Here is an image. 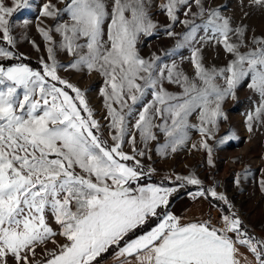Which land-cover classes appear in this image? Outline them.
Wrapping results in <instances>:
<instances>
[{
    "label": "snow or ice",
    "instance_id": "1",
    "mask_svg": "<svg viewBox=\"0 0 264 264\" xmlns=\"http://www.w3.org/2000/svg\"><path fill=\"white\" fill-rule=\"evenodd\" d=\"M58 3L63 7L46 0L36 18L51 63L41 59L42 71L23 63L0 67V264H94L111 248L117 250V264H264V239L248 234L225 194L214 187L205 189L194 174L176 175L175 181L181 182L177 187L140 185L138 181L155 169L145 173L137 159L150 151L157 132L165 142L157 144L156 151L167 156L184 146L189 129L196 128L201 140L192 148L205 150L208 164L213 165V149L207 141L227 119L224 101L235 99L245 81L260 97L247 116L251 132L252 121L264 117V36L253 34L249 39L246 25L233 27L231 18L222 15L226 6L205 8L203 0H165L159 5L170 21L165 34L177 39L164 55L189 48L190 77L175 61L164 64L155 53L149 59L140 55L141 36H151L157 29L146 0ZM250 4L264 7V0ZM10 5L0 0V40L13 46L12 18L32 3L10 0ZM182 8L185 19L180 20L177 13ZM63 15L68 20L60 23ZM44 19L57 21L54 29L41 27ZM177 23L186 31L176 33ZM201 30L205 35L197 38ZM53 31L61 36L60 50L73 58L65 66L56 62ZM209 42L221 45L231 56L224 66L205 67L200 53ZM3 58L20 57L0 47ZM60 67L104 78L100 95L111 145L102 138V126L85 92L61 78ZM165 82L180 90L169 92ZM194 113L197 125L189 123ZM137 134L143 148L137 147ZM229 139L235 137L223 136L219 143ZM125 143L131 154L123 151ZM259 183L264 192V179ZM187 185L200 186L190 193L193 199L221 201L227 214L213 224L210 218L182 222L171 212H161L178 187ZM49 214L59 231L49 225ZM154 217L158 220L154 227L129 238ZM57 236L64 242L58 243ZM49 243L54 247L48 248ZM37 248H41L39 258Z\"/></svg>",
    "mask_w": 264,
    "mask_h": 264
},
{
    "label": "rangeland",
    "instance_id": "2",
    "mask_svg": "<svg viewBox=\"0 0 264 264\" xmlns=\"http://www.w3.org/2000/svg\"><path fill=\"white\" fill-rule=\"evenodd\" d=\"M45 2L46 0H31V8L14 14L12 18L14 24L12 35L15 44L13 46L0 40L4 44L0 45V47L12 51L16 57H28L40 64V71H42L41 59L51 63V61H48L46 42L36 30L38 22L36 18L39 16L40 6ZM52 2L58 8L63 7V5L58 3V0H52ZM106 2L110 4L111 0H106ZM164 2L165 0H146L149 14L153 22L157 24V29L151 36H141V40L137 45L139 53L145 59L151 58L155 53V55L161 57V61L164 64H171L175 61L179 70L191 77L193 69L190 60L191 50L189 48L179 49L174 56L164 55L166 51L174 48L177 39L168 37L165 34V26L170 21L159 7ZM6 3L11 6L10 0H6ZM203 3L205 8L226 6L223 7L222 15L231 18L233 27L246 25L247 37L249 39L253 34L264 36V7L251 5L250 0H203ZM184 10L182 8L177 13L180 20L185 19ZM192 11H196L194 4ZM25 19H28L30 23L24 25L23 21ZM67 20V15L59 18L60 23ZM196 22L201 23L199 19ZM56 23L57 21L52 19H44L41 27L54 29ZM173 30L176 33L186 31L184 26L179 23L174 25ZM51 35L56 44L54 49L56 62L61 66H65L73 58L68 56L65 51L60 50L58 45L61 41V36L55 31ZM204 35L205 33L201 30L198 32L197 38ZM33 42L35 47L33 46ZM232 42H236L235 36L232 37ZM194 46L201 47L199 44ZM37 48L39 51H37ZM241 51H246V49L242 48ZM200 55L203 57L205 67L208 68L213 66L222 67L227 63L228 59H231V56H228L224 52L223 47L215 44V42L203 45ZM3 60L15 61L17 59H0V61ZM58 75L85 92L86 100L89 107L93 110L94 118L102 126V138L107 140L109 145H111L112 141L109 136V129L107 128L108 121L104 119L107 112L104 107L103 97L100 95V88L103 87L104 78L99 73L93 72L92 74H88L87 72L66 70L64 67L58 69ZM164 86L169 92L175 93L180 90L175 84L165 82ZM69 94L74 95L71 92ZM146 99L150 100L151 96H147ZM259 103V95L247 88V81L242 82V85L238 87L235 99L229 97L224 101L223 111L227 119L220 121L219 128L214 133V138L207 141L213 149V165L211 166L208 164V154L205 150L192 148V144L199 145L201 140V135L196 128L189 129V139L184 146L177 152L169 153L167 156H161L156 151V145L165 142L163 134L157 132L158 139L149 143L150 151L147 155L137 157L141 161L145 173L148 172L149 168L155 169V171L150 175L142 177L138 181V184L145 185L151 183L165 187H177L181 182L175 181L176 175L187 176L194 174L202 181L205 189L214 187L218 193H223L228 197L229 201L234 205V211L243 221V225L249 235L255 236L258 239H264V192H261L259 183L261 179H264V117L252 121L251 132L248 131L246 125L248 114L254 112ZM155 122L159 123L158 120ZM189 123L192 125L199 124L196 113L189 117ZM226 135L234 136L235 139H229L223 144L219 143L220 138ZM136 140L137 147L143 148L138 134L136 135ZM123 151L131 154L132 148L129 144L125 143ZM149 156L151 157L150 159L148 158ZM128 163L131 165L134 164V161H129ZM237 180H239V183H237ZM136 186V184L132 185L133 188ZM199 187L196 185L178 187V190L169 198L170 204L168 208L166 210L161 209L160 211L171 212L176 208H183L193 199L190 193H195L199 190ZM207 200L212 206L203 199L198 200L195 203L193 214L183 217L182 222L206 219L209 213L214 214L215 219L219 220L222 214H227V206L221 201L217 204L213 202L215 200L211 197H208ZM208 205L213 207V210L206 212ZM48 223L54 230L59 231L50 214L48 216ZM56 239L61 241H58V243L64 242L62 237L57 236ZM47 246L48 248L54 247L51 243ZM116 251V249H113L103 260L99 261L100 257H98L97 262H94V264H117ZM40 252L41 248H37L38 258Z\"/></svg>",
    "mask_w": 264,
    "mask_h": 264
},
{
    "label": "trees",
    "instance_id": "3",
    "mask_svg": "<svg viewBox=\"0 0 264 264\" xmlns=\"http://www.w3.org/2000/svg\"><path fill=\"white\" fill-rule=\"evenodd\" d=\"M0 45H4L2 41H0ZM17 57H20V58L15 60V61L14 60H3V61H0V67L7 68V67H10V66H14L16 64H19V63H23V64L28 65L33 70H36V71H40L41 70L40 64H38L36 61H34V60H32V59H30L28 57H24V56H17ZM68 91L71 92V90H69V89H68ZM213 202L217 203V204L220 203L217 200H215ZM157 222H158L157 218H155V217L152 218L142 228L138 229L135 233L130 234L129 238H135V236H138L139 234H142L143 232H146V231L150 230V228L154 227ZM113 249H115V248H111L105 254H102L101 257L98 260L99 261L103 260L104 257H106L108 254H110L111 251H113Z\"/></svg>",
    "mask_w": 264,
    "mask_h": 264
},
{
    "label": "crops",
    "instance_id": "4",
    "mask_svg": "<svg viewBox=\"0 0 264 264\" xmlns=\"http://www.w3.org/2000/svg\"><path fill=\"white\" fill-rule=\"evenodd\" d=\"M200 199H203V200H205L206 202H208V200L205 199L204 197H199V198H196V199H192V200L189 201V202L187 203V205H185L183 208H181V209L176 208L174 211L172 210L171 213H172L173 215H176V216H178V217H181V219H182L183 217L189 216L190 214H193V210H194L195 203H196L198 200H200ZM208 204H210V205L212 206V204H211L210 202H208ZM211 210H213V207H210V206L208 205L207 208H206V212L211 211ZM204 216H206V215L204 214ZM204 216H203V218H204ZM241 251H244L245 254L248 255L249 259H252L251 255L248 254V253L246 252L245 249L242 248ZM113 264H114V263H113Z\"/></svg>",
    "mask_w": 264,
    "mask_h": 264
},
{
    "label": "built area",
    "instance_id": "5",
    "mask_svg": "<svg viewBox=\"0 0 264 264\" xmlns=\"http://www.w3.org/2000/svg\"><path fill=\"white\" fill-rule=\"evenodd\" d=\"M211 219V222L213 223V224H216L217 222H218V219H215V217H214V214H212V213H209L207 216H206V219Z\"/></svg>",
    "mask_w": 264,
    "mask_h": 264
},
{
    "label": "bare ground",
    "instance_id": "6",
    "mask_svg": "<svg viewBox=\"0 0 264 264\" xmlns=\"http://www.w3.org/2000/svg\"><path fill=\"white\" fill-rule=\"evenodd\" d=\"M58 239H59V238H58ZM56 240H57V239H56ZM58 241L61 242L60 240H57V242H58Z\"/></svg>",
    "mask_w": 264,
    "mask_h": 264
}]
</instances>
